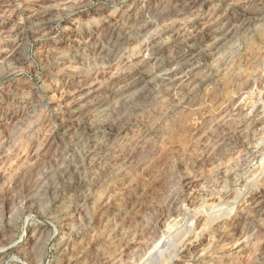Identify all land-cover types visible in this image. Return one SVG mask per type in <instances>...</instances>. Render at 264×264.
I'll return each instance as SVG.
<instances>
[{
	"label": "rangeland",
	"instance_id": "rangeland-1",
	"mask_svg": "<svg viewBox=\"0 0 264 264\" xmlns=\"http://www.w3.org/2000/svg\"><path fill=\"white\" fill-rule=\"evenodd\" d=\"M263 4L0 0V264H149L169 239L167 264H264ZM241 11L246 24L223 65L219 36L241 23ZM142 19L148 31L126 38V27ZM182 53L183 74L210 77L195 87V109L165 114L174 96L167 93L145 100L121 120L122 134H100L111 155L117 143L147 134L132 169L99 185L93 172L88 180L73 174L66 141L75 129L89 132L93 99L108 105L157 56ZM64 193H81L79 203L56 208ZM99 200L113 206L115 224H104ZM234 202L227 217L204 213ZM69 209L81 234L63 241L60 213Z\"/></svg>",
	"mask_w": 264,
	"mask_h": 264
},
{
	"label": "bare ground",
	"instance_id": "bare-ground-1",
	"mask_svg": "<svg viewBox=\"0 0 264 264\" xmlns=\"http://www.w3.org/2000/svg\"><path fill=\"white\" fill-rule=\"evenodd\" d=\"M239 15H240L239 18H241V23H236V24L231 23L230 25L222 29L224 32L219 36L220 39H222L223 41L221 44L222 46L220 47L222 49V54H223L222 55L223 65L228 61V59L233 58L235 49L233 48V44L231 43V40H234L235 38H239L241 36L244 25L246 24V19H245L247 18L246 12L241 11ZM259 16L261 20H264V4L262 5V7H259ZM149 26H150V22L148 20L142 19L138 24L128 25V27H126L125 30V36L126 38H135V37L139 38L138 36H142L148 31L147 28ZM222 30L219 31L216 30V31L220 32ZM17 55L19 57L23 56L21 55L20 51H17ZM155 59H156L155 67L147 68V71L145 72L144 75L133 76L132 79L124 82V84L120 86L119 90L117 91L116 99L113 100L114 98L113 97L112 98L113 102L106 105L108 107L105 106V104L107 103L104 99L102 98L96 100L93 99L94 112L90 120L88 119L89 132L87 133L82 132V135L81 133L80 135L79 134L77 135L76 133L78 131L77 129H75L74 131L76 133L74 135H71V137H69V139L66 141L67 150L71 154L69 167H70V171L73 174L75 175L77 174V176L79 175V177L86 175L88 176L86 177V179L88 180L90 173L93 172L94 175L91 178L95 179L96 180L95 183H98L99 185L108 182L109 180H111L110 178L113 176L114 177L121 176L122 172L132 169V165H133L132 158L135 155V153L139 150V148L143 147L144 143L147 141L146 139L147 134L137 139L136 143H129L126 145H122L121 142L117 143V147L114 149L113 155L109 153L110 148L108 150L109 145L105 143V139H106L105 136H101L100 134L106 132H114V129L118 130L117 131L118 133L116 134H122L123 133L122 130L124 131L125 126H124V121L121 120L124 118V116H127L128 113L131 112L136 113L140 109H142L143 106L145 105V100L148 103L150 102L153 103V101H155L157 97H159L164 93H167L169 95H174V96H172L171 101H169L168 106L165 108L164 110L165 114H169L179 109H186L190 111L195 109V105L198 100L197 97L198 89H195V87L204 85L209 81L210 77H208L207 75L205 77H200L199 79H195L193 74H191L192 70L189 73L183 74L181 68L188 62L189 59L188 54L186 53H182L178 56H173L169 58L168 57L162 58L157 56ZM223 65L218 66L217 69L220 70ZM190 81L191 82L197 81L196 83L198 84L192 85L190 84ZM84 108L85 107L83 105H79L75 108V110H83ZM111 156H113L114 158L111 159ZM103 176L104 179H102ZM112 187L113 184L107 185L108 189L109 188L111 189ZM110 189L108 193H110L111 191ZM70 190L72 191L73 189L70 188ZM80 194L81 193L78 194L73 193V195H71L69 193H64L63 197L57 199L58 201L56 202V208H64L65 205L69 202H73V201L78 202L79 200L77 198ZM81 197H82L81 200H84V199H88L89 195L83 194V196ZM99 201H100L99 206H101L100 209L103 210L106 207V210H104L103 214L109 217L106 221L105 220L103 221L104 224H109V225L115 224L114 223L115 217L109 213L110 211L114 210L113 206H108L104 200H99ZM234 209H235V202L232 204L229 203L227 206L225 205V207L220 206L218 209L216 208L215 205L211 211H208L209 210L208 209L206 210V212H204L205 210L203 212L209 215L208 219L210 221H213L214 219L220 218L222 216L227 217L230 214V212ZM199 211H201L200 208L198 209L197 214L200 213ZM192 212L194 213V211ZM61 214H62V225L64 226L63 241H66L68 238L71 237H72L71 239H73L76 236L78 237L81 234V231H79L78 228H76V223L74 218L75 212L69 209L68 211L66 210L65 213H60V215ZM247 216H249V214ZM119 224L123 225L124 221L120 219ZM191 224L193 225V222ZM187 229L189 230V228ZM184 232H187V230ZM183 234L184 233H182V235ZM172 241H170L169 239V241H166L162 245V247H159L152 255L150 254L151 259H149L148 257L149 264H160L159 261H163L164 259L162 260V258L165 257L168 259L167 261L163 262L164 264H167V262L172 261L173 259L172 249H171L173 245L171 243ZM160 256H162V258ZM159 257L161 259H158ZM65 260L67 259L65 258Z\"/></svg>",
	"mask_w": 264,
	"mask_h": 264
}]
</instances>
